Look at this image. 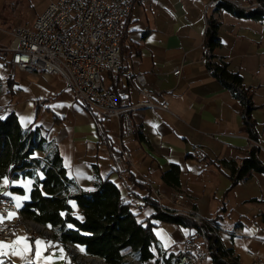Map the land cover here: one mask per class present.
<instances>
[{
  "label": "crops",
  "instance_id": "1",
  "mask_svg": "<svg viewBox=\"0 0 264 264\" xmlns=\"http://www.w3.org/2000/svg\"><path fill=\"white\" fill-rule=\"evenodd\" d=\"M211 2L147 0L133 5L124 23L122 69L142 75L152 94L150 101L155 105L166 101L169 107L168 111L155 107L131 113L121 123L132 129L131 135L119 136L116 120L86 110L58 77L22 74L19 81L15 76L8 82L6 52H0V115L13 112L23 130L39 128L42 142H55L64 176L84 191L91 192L92 180L107 179L117 186L124 201L133 204L152 185L163 196L161 207L195 208L204 219H214L223 228L218 240L221 246L232 251L238 264H250L244 254L247 251L264 260V173L253 171L231 185L229 170L220 163L239 162L252 146L242 121V105L206 69L203 42L206 20L212 14L219 23L220 41L213 54L238 73L242 86L250 92V116L260 146L253 147L264 163V20L238 18L222 10L213 13ZM177 68L180 74L174 76ZM107 78V86L102 81L104 86L113 87L122 98L132 103L145 100L122 76ZM37 151L42 154L41 149ZM119 157L124 158L123 163L115 167ZM171 165L180 170L177 185L162 177ZM43 176H20L10 182L7 196L16 209L13 215L18 212L30 221L23 207L31 199L35 181ZM178 192L186 198L173 203ZM68 204L71 215L82 221L74 199ZM131 212L143 220L154 211L131 207ZM152 222L155 252L157 244L168 254L183 248L187 228ZM25 226L17 228L13 252L0 242V264H80L70 257L67 245L55 238L40 239ZM233 227H240L243 236L232 237L228 232ZM77 247L84 254L83 247Z\"/></svg>",
  "mask_w": 264,
  "mask_h": 264
},
{
  "label": "built area",
  "instance_id": "2",
  "mask_svg": "<svg viewBox=\"0 0 264 264\" xmlns=\"http://www.w3.org/2000/svg\"><path fill=\"white\" fill-rule=\"evenodd\" d=\"M146 1L51 0L43 12L36 16L30 29L26 26H16L10 33L11 40L4 49L9 54L7 62L10 70L9 79L14 81L18 72L43 79L58 77L83 107L103 119L116 120L120 125L119 136L131 135L132 129L129 126L124 128L121 126L122 121L129 118L131 113L155 107L168 111L169 107L166 101L159 105L150 101L152 94L145 86L142 75H132L129 70L122 69L120 48L125 34L124 23L133 5L136 2L145 4ZM226 1L245 11L260 8L264 10V5L257 0ZM215 5L217 0H212L210 6ZM103 73L111 77L122 76L131 89L140 91L145 100L132 103L127 98H122L116 91L106 88L102 82ZM179 74L180 68L173 71L174 76ZM249 142L250 146L260 147L255 140L249 139ZM54 150H57L55 142ZM35 152L36 150L33 151ZM33 153L24 158L26 163L24 171L29 174L33 162L44 163L40 154L34 156ZM123 157L128 160L126 154H123ZM123 157L114 160L115 167L122 165ZM12 180H14L12 177H8V183L0 186V242L5 243L10 252L16 248V231L21 226L18 212L9 217V213L16 210L14 203L7 196ZM99 184L92 180L93 187ZM149 188L152 198L160 205L163 196L152 185ZM77 192L83 193L84 190L78 186ZM66 194L70 197V191ZM185 198L184 193L178 192L171 201L179 203ZM160 208L163 212L189 218L195 227L188 229L183 248L175 253L168 254L167 250L157 244V264H208L212 254L217 255L220 244L218 240L223 228L214 219H204L195 208L182 210L161 206ZM44 228L48 229V236L38 235L40 239L46 240L53 236L59 241V231L47 226ZM228 233L232 237L243 236L240 227H233ZM67 247L80 251L76 245L67 244ZM245 254L251 259L252 264H264V260L250 251ZM85 256L92 258L86 254ZM217 256L222 262V257ZM136 258V264H142L140 259ZM124 259L128 260V257Z\"/></svg>",
  "mask_w": 264,
  "mask_h": 264
},
{
  "label": "trees",
  "instance_id": "3",
  "mask_svg": "<svg viewBox=\"0 0 264 264\" xmlns=\"http://www.w3.org/2000/svg\"><path fill=\"white\" fill-rule=\"evenodd\" d=\"M257 1L264 5V0ZM219 10L238 18L264 20V10L261 8L245 11L226 0H217L213 13ZM206 23L203 42L206 69L222 87L228 89L239 100L242 105L244 129L251 140H256L255 131H253L254 123L250 116L252 110L250 92L242 86L238 73L231 71L223 58L213 54L220 45L217 37L219 23L212 14L207 17ZM7 62L4 61V64L8 67ZM8 82H13L9 76ZM110 89L115 91L113 87ZM88 111L97 116L94 112ZM38 132L39 128L31 129L30 132L23 130L13 112L0 115V181L7 180L8 177L12 179L20 176L34 177L32 172L29 174L24 171L26 166L24 158L35 150H42L44 142ZM257 155L258 149L252 146L247 156L239 162H220L229 170L228 178L231 185L247 178L253 171L264 173V163L257 158ZM179 171L178 166L171 165L162 177L177 185ZM42 173H44L43 179L35 181L30 193L31 199L23 207L25 217L40 225L55 228L59 231L60 242L65 245L82 246L86 255L101 258L105 264H123L124 257L129 253H136L142 264L150 261L157 264L158 253L154 251L155 237L152 220L187 229L195 227L189 218L163 212L157 201L152 198L150 189L145 197L138 198L136 203L130 204L123 200L114 183L107 179H100V184L94 186L91 192L84 191L76 196L68 197L66 193H68L70 180L63 174L57 153L54 154L50 167ZM70 199H74L80 209L82 221L71 215L68 204ZM131 207L138 210L150 207L154 212L148 218L138 220L131 212ZM262 219L264 221V215ZM68 224L70 226H67ZM217 255L222 257V262L218 260ZM217 255L212 254V264H238L232 251L224 249L221 244H219Z\"/></svg>",
  "mask_w": 264,
  "mask_h": 264
},
{
  "label": "rangeland",
  "instance_id": "4",
  "mask_svg": "<svg viewBox=\"0 0 264 264\" xmlns=\"http://www.w3.org/2000/svg\"><path fill=\"white\" fill-rule=\"evenodd\" d=\"M50 1L51 0H0V47L3 45L5 47L8 46V44L11 40V37L9 34L12 32L14 27L26 26L30 29L33 21L36 18V16H38L41 12H43V10L45 9V7L47 6V4ZM236 1H238V0H236ZM4 49L5 48H0V52L1 53L5 52ZM7 55H8V53H7ZM9 71L10 70L7 69L8 73H9ZM22 74H25V73H19L18 72L16 74V80L17 81H19ZM26 75H30V74H26ZM102 77H103V81H104L105 85L107 86V84H108L107 75L105 73H103ZM23 87L25 89H27V83H25L23 85ZM0 90H2V88H0ZM24 97H25V98H23L24 100L28 99V96H24ZM0 98H1V96H0ZM1 111L2 110L0 109V113H1ZM45 115L49 119H51V117L48 114H45ZM33 155L38 156L39 155L38 151L33 153ZM25 227L28 229V226H25ZM34 228L33 229L31 228L30 230H28V232L33 233L35 231V234H37V235L48 236V229H44V231L38 230V232H37L36 230H34ZM47 239H53V236H50ZM68 251H69L70 257L74 261H76L80 264H98V262H100V264L104 263V262H101V260L96 258V257L95 258L92 257L89 259V257H86L80 251L78 252L77 250H71L69 247H68ZM246 256H247V254H246ZM125 257H128V260L124 259L122 262L123 264H128V262H129V264H134V263L136 264L137 263V258H136L137 255L136 254L129 253ZM97 260H98V262L95 263L94 261H97ZM210 263L211 262L209 261V264ZM149 264H156V263L152 262ZM250 264H252L251 260H250Z\"/></svg>",
  "mask_w": 264,
  "mask_h": 264
},
{
  "label": "bare ground",
  "instance_id": "5",
  "mask_svg": "<svg viewBox=\"0 0 264 264\" xmlns=\"http://www.w3.org/2000/svg\"><path fill=\"white\" fill-rule=\"evenodd\" d=\"M229 1H236V0H229ZM41 153H42L41 156L43 157V160H44V163L45 164L44 163H40V162H33L32 163V171H30V172L33 173V175L35 176V178L38 176V174L42 173L43 170H45L46 168H49L50 167L51 161H52L53 156L55 154L54 143L44 142ZM100 182H101V180L98 179V178H96L94 180V183H100ZM6 183H8V179L7 180H3L2 179V181H0V186H5ZM69 191H70V196H76V195L80 194V192H77L78 191V186H76V184H74V182L72 180H70V182L68 183V193H69ZM168 214L169 215L170 214L172 215L173 213H168ZM21 224H25L26 226H28V230H30L31 228L33 229L34 227H35L34 230H36V228H38L39 231H41V230L44 231V229H45L44 226L38 224V222L36 223V222H34L32 220L27 221L19 213V225H21ZM37 232H38V230H37ZM94 262L97 263L98 260L97 261H94ZM98 264H100V262H98Z\"/></svg>",
  "mask_w": 264,
  "mask_h": 264
},
{
  "label": "snow or ice",
  "instance_id": "6",
  "mask_svg": "<svg viewBox=\"0 0 264 264\" xmlns=\"http://www.w3.org/2000/svg\"><path fill=\"white\" fill-rule=\"evenodd\" d=\"M12 215H13L12 213H9V217H11ZM36 243L39 244L40 242L37 241Z\"/></svg>",
  "mask_w": 264,
  "mask_h": 264
},
{
  "label": "water",
  "instance_id": "7",
  "mask_svg": "<svg viewBox=\"0 0 264 264\" xmlns=\"http://www.w3.org/2000/svg\"><path fill=\"white\" fill-rule=\"evenodd\" d=\"M94 258H95V257H94ZM96 258H97V257H96ZM99 259L101 260V262H104L101 258H99ZM100 260H99V261H100ZM103 264H105V263H103Z\"/></svg>",
  "mask_w": 264,
  "mask_h": 264
}]
</instances>
